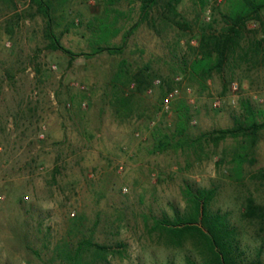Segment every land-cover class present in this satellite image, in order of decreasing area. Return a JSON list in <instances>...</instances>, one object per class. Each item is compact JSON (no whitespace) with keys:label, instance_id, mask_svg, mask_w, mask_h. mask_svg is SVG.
<instances>
[{"label":"rangeland","instance_id":"374dc122","mask_svg":"<svg viewBox=\"0 0 264 264\" xmlns=\"http://www.w3.org/2000/svg\"><path fill=\"white\" fill-rule=\"evenodd\" d=\"M167 1L158 0L123 53L71 61L48 47L46 18L29 16L30 0H0V264H74L77 250L87 264L199 261L191 239L170 245L155 227L165 214L185 210L187 184L216 188L210 208L228 214L243 258L264 260V219L243 216L248 196L264 204V129L242 178L231 161L241 139L227 138L218 146L207 138L198 141L204 132L233 126L234 115L243 112L241 99L264 108L263 55H244L263 39L264 23L249 21L244 49L223 73L204 81L191 71L197 55L191 40L209 22L220 30L234 0H180V15L172 19L162 15ZM52 2L53 27L76 52L91 51L93 28L107 14L112 21L118 17L115 25L122 28L111 44H121L123 32L140 20L142 4ZM121 66L152 74L128 118H118L112 105ZM176 76L182 77L181 95L164 108L163 95ZM156 78L161 84L154 85ZM234 82L240 86L236 95ZM215 96L223 99L220 107L212 105ZM183 103L193 115L188 128L193 141L154 153V126L172 129Z\"/></svg>","mask_w":264,"mask_h":264},{"label":"trees","instance_id":"16d2710c","mask_svg":"<svg viewBox=\"0 0 264 264\" xmlns=\"http://www.w3.org/2000/svg\"><path fill=\"white\" fill-rule=\"evenodd\" d=\"M141 2L140 20L123 32L121 44H111V39L122 32V28L115 25L118 17L112 21L107 14V17L99 19L90 38L91 51L76 52L61 42L60 36L53 27L52 0H30V7L34 8V12H31L29 16L41 14L46 18L48 47L52 50L63 51L70 56L72 61L79 56L90 58L103 52L123 53L129 37L142 21L149 18L158 0H141ZM179 2L180 0L165 2L163 17L172 19L180 15L177 10ZM263 10L264 0H234L225 16V24L220 30L215 27L214 21L204 25L197 37L199 45L195 46L197 55L190 64L191 71L204 81H207L214 72L223 73L226 63L235 56L239 49H244L242 40L245 37L248 22L257 19L264 23ZM263 42L264 37L250 44L244 51V55H251L252 58L263 55L264 59ZM146 69L130 71L121 66L115 75L112 105L118 118H128L133 115L140 94L150 86L152 74L146 72ZM224 86L227 90V85ZM172 87L169 86V89ZM240 103L243 112L234 115L233 126L204 132L198 141L207 138L218 146L227 138L241 139L231 161L237 176L242 178L245 171L244 163L249 160L250 155L254 154L259 133L264 129V108L255 107L250 99H241ZM192 116L191 108L183 103L177 109V121L172 129L155 125L151 133L153 152L163 153L191 143L193 140L188 135V128ZM251 161L255 160L251 159ZM183 195L186 201L185 210L177 211L172 217L165 214L163 218L158 219L155 227L160 230L167 244L183 246L185 241L192 240L201 259L195 261L189 258L188 264H264L260 256L249 260L243 258L244 250H241L237 230L231 224L228 214L210 208L216 195V188L194 187L192 184H187ZM243 216L246 219H264V204L258 203L253 195L248 196ZM98 246L103 250L107 249L105 245ZM75 259L74 264H87L81 261L79 250L75 253Z\"/></svg>","mask_w":264,"mask_h":264},{"label":"built area","instance_id":"2783aa9c","mask_svg":"<svg viewBox=\"0 0 264 264\" xmlns=\"http://www.w3.org/2000/svg\"><path fill=\"white\" fill-rule=\"evenodd\" d=\"M208 13H210V10L208 11ZM207 18L210 19V15L207 16ZM191 43L194 46H198L199 45V42H198L197 38H193L191 40ZM6 46L10 47L11 46V42H6ZM161 82H162L161 78H156L154 80V85H159V84H161ZM181 82H182V77L181 76H176L175 77V85L165 92V94L163 96V99H162V106L164 108H169L171 106V104L176 99H178L180 97V95H181V87H180ZM232 90H233L234 94L236 95V93L240 90V86H239L238 82H234L232 84ZM153 91H154V89H153L152 86L147 89V92L149 94L153 93ZM190 91H191V89L189 88V92ZM189 102L190 103H195V98H193V97L189 98ZM222 103H223L222 97H220V96L213 97V99H212L213 107H220L222 105ZM43 129L45 130V126L43 127ZM41 137H44V133L41 134Z\"/></svg>","mask_w":264,"mask_h":264}]
</instances>
